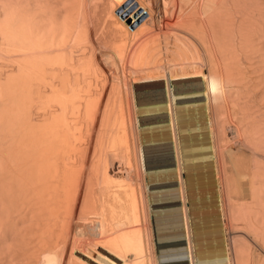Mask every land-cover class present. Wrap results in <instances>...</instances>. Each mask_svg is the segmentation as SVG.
<instances>
[{
    "label": "bare ground",
    "instance_id": "1",
    "mask_svg": "<svg viewBox=\"0 0 264 264\" xmlns=\"http://www.w3.org/2000/svg\"><path fill=\"white\" fill-rule=\"evenodd\" d=\"M0 264H264V0H0Z\"/></svg>",
    "mask_w": 264,
    "mask_h": 264
},
{
    "label": "rangeland",
    "instance_id": "2",
    "mask_svg": "<svg viewBox=\"0 0 264 264\" xmlns=\"http://www.w3.org/2000/svg\"><path fill=\"white\" fill-rule=\"evenodd\" d=\"M250 198V197H249ZM248 199V198H247ZM245 201H246V199H245Z\"/></svg>",
    "mask_w": 264,
    "mask_h": 264
}]
</instances>
